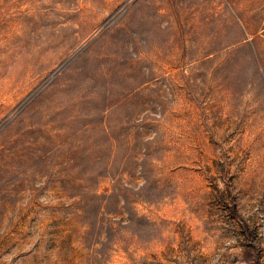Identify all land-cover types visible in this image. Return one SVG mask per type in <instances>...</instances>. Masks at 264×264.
I'll list each match as a JSON object with an SVG mask.
<instances>
[{"label": "rangeland", "instance_id": "1", "mask_svg": "<svg viewBox=\"0 0 264 264\" xmlns=\"http://www.w3.org/2000/svg\"><path fill=\"white\" fill-rule=\"evenodd\" d=\"M0 264H264V0H0Z\"/></svg>", "mask_w": 264, "mask_h": 264}]
</instances>
